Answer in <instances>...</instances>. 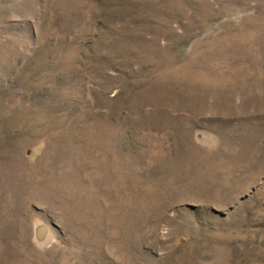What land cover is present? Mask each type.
Listing matches in <instances>:
<instances>
[{"label":"rangeland","instance_id":"obj_1","mask_svg":"<svg viewBox=\"0 0 264 264\" xmlns=\"http://www.w3.org/2000/svg\"><path fill=\"white\" fill-rule=\"evenodd\" d=\"M0 264H264V0H0Z\"/></svg>","mask_w":264,"mask_h":264},{"label":"water","instance_id":"obj_2","mask_svg":"<svg viewBox=\"0 0 264 264\" xmlns=\"http://www.w3.org/2000/svg\"><path fill=\"white\" fill-rule=\"evenodd\" d=\"M43 232H44V228H43V227H41V228L37 231V234H38V237H39V238L42 236Z\"/></svg>","mask_w":264,"mask_h":264}]
</instances>
